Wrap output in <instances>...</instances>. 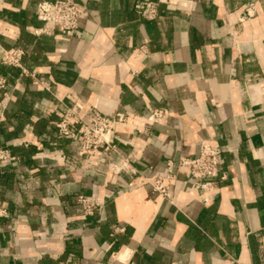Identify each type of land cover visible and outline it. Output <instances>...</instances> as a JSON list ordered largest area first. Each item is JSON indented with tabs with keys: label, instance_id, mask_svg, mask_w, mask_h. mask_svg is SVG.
Masks as SVG:
<instances>
[{
	"label": "crops",
	"instance_id": "obj_1",
	"mask_svg": "<svg viewBox=\"0 0 264 264\" xmlns=\"http://www.w3.org/2000/svg\"><path fill=\"white\" fill-rule=\"evenodd\" d=\"M40 1L0 0V46L24 49L27 71L0 64V146L18 158L0 167V264H264V0L159 5L154 20L138 0H75L85 9L70 36L33 33ZM248 2L256 13L238 22ZM74 102L86 118L129 116L110 159L135 174L78 157L57 134L56 112ZM154 109L163 119L146 123ZM201 141L221 151L213 188L174 167L170 202L145 182ZM78 194L103 206L83 216Z\"/></svg>",
	"mask_w": 264,
	"mask_h": 264
},
{
	"label": "built area",
	"instance_id": "obj_2",
	"mask_svg": "<svg viewBox=\"0 0 264 264\" xmlns=\"http://www.w3.org/2000/svg\"><path fill=\"white\" fill-rule=\"evenodd\" d=\"M192 0H138L134 3V9L138 15L146 20H154L158 15L159 5H163L169 10H181L189 12L192 8ZM85 7L75 0H42L37 3L36 18L42 23L40 28L33 30L35 35L45 34L53 35L58 32L63 35H72L79 26V18ZM256 10L254 3L248 2L241 7L237 14V21L242 22L244 19L254 16ZM223 23L229 24L228 18H222ZM1 56L0 64L7 67H16L21 69L22 74H27L23 68V56L25 51L22 48H3L0 46ZM6 78L0 74V118L9 100L6 90ZM83 106L81 103L74 102L71 105H64L56 112L57 119L54 121V128L57 134L63 138L75 140L78 143V157H84L90 163L97 165L101 160H106L109 170L118 172H128L135 174V170L130 167L127 159L120 158L117 162L110 159L112 153L116 152L113 136L115 126H124L129 116L124 113H116L114 117L108 118L101 116L97 111L86 118L82 113ZM164 117V111L150 110L145 118L146 123H159ZM20 144H25L20 142ZM220 149L207 142L201 141L198 145L196 154L191 156H181L174 166L171 161L167 162L166 173L154 180L145 179L152 190L160 195L163 199L172 202V194L164 180L170 181L174 174L175 168H186L189 175L196 180L200 178L203 182H195L199 189H209L214 187L212 181L218 177L220 171ZM18 158L10 152L7 147L0 146V167L9 162H14ZM103 199L96 196L78 194L76 204L83 216L90 217L103 206ZM8 211L0 200V218L7 217ZM124 228L115 227L112 235L123 232ZM119 264H133L129 257L120 258L116 254L112 255Z\"/></svg>",
	"mask_w": 264,
	"mask_h": 264
}]
</instances>
